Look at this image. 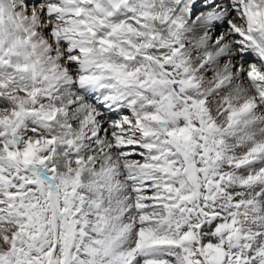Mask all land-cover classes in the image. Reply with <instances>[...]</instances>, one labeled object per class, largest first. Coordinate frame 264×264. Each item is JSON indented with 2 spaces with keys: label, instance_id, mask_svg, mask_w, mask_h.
<instances>
[{
  "label": "clouds",
  "instance_id": "obj_1",
  "mask_svg": "<svg viewBox=\"0 0 264 264\" xmlns=\"http://www.w3.org/2000/svg\"><path fill=\"white\" fill-rule=\"evenodd\" d=\"M45 6L29 14L23 0L0 4V158L26 168L31 146L33 167L47 170L55 187L49 194L41 185L37 227H48L55 242L56 221L74 228L71 213L79 209L88 241L110 253L104 264L134 253L142 230L170 239L191 232L193 249L207 238L227 256L210 252L216 264H264V166L240 171L264 158V28H250L238 11L213 39L207 13L193 18L179 0H94L90 7L57 0L56 8L82 7L86 15L41 23ZM114 24L123 27L109 36ZM235 28L249 39H238ZM105 37L115 46L101 44ZM237 45L252 53L247 62ZM184 127L189 140L162 136ZM152 146L165 162L169 152L179 162L180 175L167 185ZM6 148L20 154L15 161ZM3 212L12 218L7 205ZM212 221L216 227L201 232ZM17 231L0 224V252L11 243L5 234Z\"/></svg>",
  "mask_w": 264,
  "mask_h": 264
},
{
  "label": "snow or ice",
  "instance_id": "obj_2",
  "mask_svg": "<svg viewBox=\"0 0 264 264\" xmlns=\"http://www.w3.org/2000/svg\"><path fill=\"white\" fill-rule=\"evenodd\" d=\"M69 5L87 4L89 7L94 0H65ZM118 0H113L117 3ZM57 0H23L24 6L31 14L34 7H43L39 14L41 23L45 19H56L57 16L75 15L83 19L86 15L85 9L68 8L61 10L54 5ZM179 3L184 6L182 10H186L193 18L201 12L207 13L206 23L210 24L216 29L213 39L220 36L221 30H226L230 27L229 20L232 16H236L238 11L243 12L246 16L248 25L258 26L264 28V0H244V6L240 4L233 5L228 0H179ZM2 4V0H0ZM224 9V11H221ZM228 9L227 16L224 12ZM2 11V8H0ZM35 19V17H34ZM111 32L109 36H114L122 27V24L109 25ZM45 33L52 32L51 26L44 29ZM236 37L249 39L243 37L238 28L234 29ZM55 34V33H54ZM225 39H227L225 37ZM64 43V41H61ZM101 44L107 45L108 48L115 46V41L105 37L100 41ZM128 43H131L129 41ZM67 46V44H65ZM242 49L239 55H244L245 61H248L251 52L245 54L243 45H237ZM123 52V49H121ZM75 51L70 50L66 55H75ZM126 54V53H125ZM2 55V53H0ZM264 55V53H261ZM259 61H257L258 63ZM118 99V98H117ZM134 103V101H130ZM120 111L124 112L127 117L130 115L128 109L123 108ZM115 113L113 118H115ZM153 119L157 117L153 115ZM161 128H167V125L162 123ZM173 137L177 140L191 139L190 130L187 127L180 128L179 130L168 131L162 133V136ZM167 143V140L161 141ZM138 151L144 152L146 145H132ZM153 147L152 159L157 165L162 166L163 174L161 178L165 181L166 185L171 176H179L180 173L175 171L179 167V162H174V157L171 152L167 155V162L161 159L163 153L157 152L155 146ZM200 151V149H197ZM7 157L11 161H15L20 155L17 152L6 148ZM177 155H179L177 153ZM24 163L26 168L14 167L11 163H5L3 158H0V224H13L15 223L18 231L16 233H6L4 241L11 240V243L5 244V252H0V264H104L101 256L110 255L106 253L103 248L97 251V244H93L87 239L86 221L80 219L79 209H73L71 215L74 217V228L61 229L59 227L60 221L57 220L56 239L52 240L51 233L48 227H37V217L40 215L41 205L37 199L38 196H43L44 185L48 189L49 194L54 190V184L49 180L46 171H41L40 167H33L34 153L31 146L23 153ZM133 159L143 160V156H133ZM183 160V157H181ZM192 161H196L195 155ZM39 165L46 164V161L41 159L37 162ZM169 164H173L172 171H169ZM200 167L199 164L196 165ZM264 166V158L252 159L240 168V171L245 175L248 174V169H260ZM182 171V170H181ZM259 180L260 178L257 177ZM178 188L174 180L171 181ZM147 185H151V180H146ZM148 196L152 195L151 187L144 190ZM187 199V197H182ZM31 201V203H29ZM147 202V201H146ZM7 205L9 212L8 215L12 218L5 220V213L3 209ZM31 209V211H29ZM44 219L47 220V214ZM187 227V226H185ZM216 227V221L211 222V227L208 223L200 226L201 232H211ZM192 240V233L185 231L179 239L161 238L151 232L141 231L139 233V240L136 251L125 257H121L119 261L114 264H170L174 259L179 261V264H216V256H220L222 261L227 260L223 250L214 248L213 244L207 243V238L197 249L188 246V242ZM183 248L184 254L180 257L174 255L173 250L179 251ZM210 252H215L216 256L210 255ZM195 257V259H193ZM244 258L241 257V260Z\"/></svg>",
  "mask_w": 264,
  "mask_h": 264
}]
</instances>
